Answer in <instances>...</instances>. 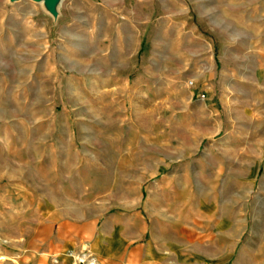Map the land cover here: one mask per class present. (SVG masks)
<instances>
[{"label": "rangeland", "instance_id": "1", "mask_svg": "<svg viewBox=\"0 0 264 264\" xmlns=\"http://www.w3.org/2000/svg\"><path fill=\"white\" fill-rule=\"evenodd\" d=\"M40 1L0 0V264H264V0Z\"/></svg>", "mask_w": 264, "mask_h": 264}, {"label": "water", "instance_id": "2", "mask_svg": "<svg viewBox=\"0 0 264 264\" xmlns=\"http://www.w3.org/2000/svg\"><path fill=\"white\" fill-rule=\"evenodd\" d=\"M40 1V0H37ZM45 4L47 5V7L49 8V10L55 14V4H56V0H44Z\"/></svg>", "mask_w": 264, "mask_h": 264}, {"label": "crops", "instance_id": "3", "mask_svg": "<svg viewBox=\"0 0 264 264\" xmlns=\"http://www.w3.org/2000/svg\"><path fill=\"white\" fill-rule=\"evenodd\" d=\"M151 238L153 239V240H155L156 238H157V236H155L154 234H152L151 235ZM117 251H119V249L117 250ZM140 250H137V251H135L133 254H131V257H133L132 259L133 260H131V263L130 264H137L136 263V260H135V258L134 257H136L138 254H140ZM105 253H108V252H105Z\"/></svg>", "mask_w": 264, "mask_h": 264}, {"label": "bare ground", "instance_id": "4", "mask_svg": "<svg viewBox=\"0 0 264 264\" xmlns=\"http://www.w3.org/2000/svg\"><path fill=\"white\" fill-rule=\"evenodd\" d=\"M39 3H42L41 1H39ZM57 4H55V18H57V16H58V12H57ZM80 261H82V260H80ZM91 264V263H90Z\"/></svg>", "mask_w": 264, "mask_h": 264}]
</instances>
